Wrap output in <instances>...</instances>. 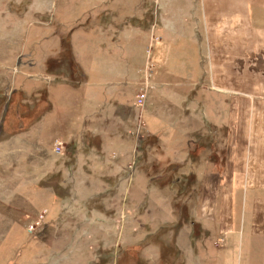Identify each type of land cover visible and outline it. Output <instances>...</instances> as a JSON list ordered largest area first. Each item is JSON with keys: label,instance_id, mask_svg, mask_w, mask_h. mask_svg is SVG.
Segmentation results:
<instances>
[{"label": "rangeland", "instance_id": "obj_1", "mask_svg": "<svg viewBox=\"0 0 264 264\" xmlns=\"http://www.w3.org/2000/svg\"><path fill=\"white\" fill-rule=\"evenodd\" d=\"M200 9L201 0H0V264H259L260 244L234 250L198 215V175L180 154L190 143L146 122L158 84L148 60L139 71L147 37L197 47ZM95 47L110 63L116 54L117 69L84 75ZM120 102L131 119L114 116Z\"/></svg>", "mask_w": 264, "mask_h": 264}, {"label": "crops", "instance_id": "obj_2", "mask_svg": "<svg viewBox=\"0 0 264 264\" xmlns=\"http://www.w3.org/2000/svg\"><path fill=\"white\" fill-rule=\"evenodd\" d=\"M199 26L197 47L194 40L175 49L169 37H147L139 71L148 60L158 84L150 85L146 122L152 130L165 124L180 131L190 143L180 148L182 162L198 175V215L214 223L217 240L241 252L260 244L264 264V0H201ZM131 39L135 55L140 37ZM112 58L110 63L105 50L87 49L84 75L117 69L116 54ZM172 58H179L186 75L180 84L169 80ZM171 86L179 87L178 99L168 94ZM113 113L124 121L135 110L120 102ZM150 162L163 164L156 156Z\"/></svg>", "mask_w": 264, "mask_h": 264}, {"label": "built area", "instance_id": "obj_3", "mask_svg": "<svg viewBox=\"0 0 264 264\" xmlns=\"http://www.w3.org/2000/svg\"><path fill=\"white\" fill-rule=\"evenodd\" d=\"M139 97H140L139 103H140V105H143L145 103V100H146V94H141Z\"/></svg>", "mask_w": 264, "mask_h": 264}]
</instances>
